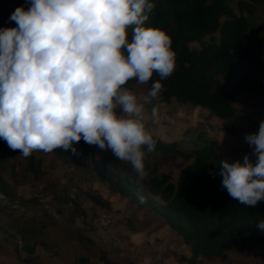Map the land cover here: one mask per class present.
<instances>
[{
  "label": "rangeland",
  "instance_id": "rangeland-1",
  "mask_svg": "<svg viewBox=\"0 0 264 264\" xmlns=\"http://www.w3.org/2000/svg\"><path fill=\"white\" fill-rule=\"evenodd\" d=\"M239 1H229L234 14L245 17L256 35L264 37V3L255 4L249 13L239 9ZM128 32L131 35V27ZM188 46L197 48L196 43ZM262 77L264 44L224 85ZM125 87L138 97L150 89L135 81ZM153 105L158 106L155 122ZM236 106L239 114L230 134L207 110L174 101L161 105L157 98L146 105V130L183 149L209 145L220 159L243 163L249 155L254 163L245 135L258 132L264 121V99L249 95ZM84 145L81 139L73 145L76 153L57 148L24 157L0 139V264H264V245H234L223 256L206 248L194 253L177 233L181 228L197 240L211 235L234 244L241 229L264 241V231L256 226L259 221L202 217L192 224L154 195L149 179L163 174L175 180L181 160L171 159L156 168L152 164L158 155L145 157L146 175L141 178L130 162L117 159L110 149L91 145V153L81 154ZM115 184L122 185L129 197L120 195Z\"/></svg>",
  "mask_w": 264,
  "mask_h": 264
},
{
  "label": "clouds",
  "instance_id": "clouds-1",
  "mask_svg": "<svg viewBox=\"0 0 264 264\" xmlns=\"http://www.w3.org/2000/svg\"><path fill=\"white\" fill-rule=\"evenodd\" d=\"M0 29V139L20 150H77L83 139L130 162L143 178L155 140L146 130V105L176 68L172 39L145 22L152 0H26ZM132 28L131 39L128 29ZM160 80L142 97L125 85ZM158 106L153 105L155 122ZM252 154L243 163L219 161L221 187L244 206L264 200V121L245 135ZM264 231V220L256 225Z\"/></svg>",
  "mask_w": 264,
  "mask_h": 264
},
{
  "label": "trees",
  "instance_id": "trees-1",
  "mask_svg": "<svg viewBox=\"0 0 264 264\" xmlns=\"http://www.w3.org/2000/svg\"><path fill=\"white\" fill-rule=\"evenodd\" d=\"M229 1L152 0L156 6L145 25L164 30L171 37L176 68L168 78L160 80L154 73L151 81L142 85L150 88L153 82L160 80L163 88L158 96L159 104L169 105L174 101L179 105L207 110L231 134L234 132V119L239 114L236 105L244 102L249 95L264 99V77L237 81L229 87L224 85V81L242 69L244 62L259 51L264 37L256 35L245 17L234 14ZM258 3H264V0H240L239 9L251 13ZM19 6L27 10L29 3L26 0H0V29L16 27L9 16ZM189 43H196L197 48L190 49ZM132 81L135 80L129 82ZM153 139L154 151L145 154L146 158L158 155L153 167L157 168L171 159L181 160L182 165L175 180L163 174L160 177L153 175L148 181V188L167 205L178 209L188 222L197 223L202 217H211L219 222L235 218L246 222L264 220V200L256 206H244L221 187L219 161L225 159L218 158L212 147L203 145L183 149L178 142ZM82 147L85 150L81 154L91 153V145ZM28 166L34 169L31 161ZM115 186L120 195L129 197L122 185ZM176 231L194 253L206 248L223 256V252L234 245H264L262 238L241 229L234 235V244L211 235L197 240L181 228Z\"/></svg>",
  "mask_w": 264,
  "mask_h": 264
}]
</instances>
